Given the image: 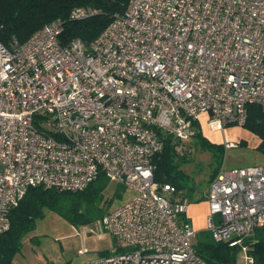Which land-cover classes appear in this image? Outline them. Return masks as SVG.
Returning a JSON list of instances; mask_svg holds the SVG:
<instances>
[{"label": "built area", "instance_id": "built-area-1", "mask_svg": "<svg viewBox=\"0 0 264 264\" xmlns=\"http://www.w3.org/2000/svg\"><path fill=\"white\" fill-rule=\"evenodd\" d=\"M96 13L78 6L70 18ZM63 30L56 19L24 42L0 39V234L29 187L79 191L105 172L135 195L79 230L122 241L82 264H209L181 217L189 199L160 188L152 160L166 135L194 137L202 114L223 130L244 126L251 104L264 112V0H130L90 43L64 45ZM207 201L206 229L251 262L264 165H223Z\"/></svg>", "mask_w": 264, "mask_h": 264}, {"label": "trees", "instance_id": "trees-1", "mask_svg": "<svg viewBox=\"0 0 264 264\" xmlns=\"http://www.w3.org/2000/svg\"><path fill=\"white\" fill-rule=\"evenodd\" d=\"M130 0H0V39L9 44L13 36L20 42L29 39L45 24L56 19L63 22L64 30L60 36L64 45L73 39L80 38L86 43L95 39L111 22L115 14L124 13ZM78 6H88L97 13L79 20L70 18L71 11ZM207 123V122H206ZM197 132L194 137L201 138L209 145H215L204 135L200 119L194 123ZM261 138L258 148L264 151V112L257 104L248 106V117L244 125ZM179 141L173 135L165 136L163 150L153 157L154 180L160 186L172 185L176 192L171 195L173 201H178L184 190L179 174L174 170L172 159L179 153ZM218 146V145H217ZM225 149L224 144H220ZM212 174L213 181L219 169ZM111 185L105 172H100L85 189L79 191L31 186L28 188L20 204L10 213V227L0 234V264H17L15 258L23 251L24 239L34 232L39 220L45 219L47 211H52L76 229L97 223L107 214L105 191ZM116 189H125L119 182ZM118 194V192L116 193ZM120 194V193H119ZM183 219L189 220L182 214ZM33 243H39V237L30 238ZM247 253L252 261L239 262L241 247L231 246L226 241L206 239L197 232L194 247L198 254L209 264H264V226L246 238ZM104 250L100 255H106Z\"/></svg>", "mask_w": 264, "mask_h": 264}, {"label": "rangeland", "instance_id": "rangeland-1", "mask_svg": "<svg viewBox=\"0 0 264 264\" xmlns=\"http://www.w3.org/2000/svg\"><path fill=\"white\" fill-rule=\"evenodd\" d=\"M201 117L204 135L215 145H209L198 137L187 140L176 138L179 141V153L172 159L174 170L178 172L179 177L181 176L180 180L184 186V190L178 196L187 194L190 201L194 195L195 200L205 198L204 193L208 189L212 174L221 165L226 168L264 165V151L257 145L254 146L251 138L241 135L247 128L231 124L224 132L212 130L207 127L206 119ZM228 132L233 140H227ZM229 141L234 143L231 148L223 150L219 147L220 144L225 145ZM115 183L111 181V185L105 191V199H109L106 204L108 210L125 203L135 195V191L128 187L116 189ZM192 222L197 230L196 218ZM96 224L92 226L95 228ZM79 230L58 214L47 211L46 218L39 220L36 230L32 232V235L39 237L40 245H33L32 240L26 237L23 251L16 256L15 262L17 264H80L85 259L95 258L102 251L111 250L122 244L119 238L107 232L104 233V237L89 232L83 238ZM197 231L200 236L213 239L208 229L203 227ZM85 245L88 247V252L81 254L79 251ZM239 262H246V253L242 249Z\"/></svg>", "mask_w": 264, "mask_h": 264}, {"label": "crops", "instance_id": "crops-1", "mask_svg": "<svg viewBox=\"0 0 264 264\" xmlns=\"http://www.w3.org/2000/svg\"><path fill=\"white\" fill-rule=\"evenodd\" d=\"M201 116H203L204 117V120L206 119V121H207V115L206 114H202ZM201 119H202V117H200V121H201ZM201 124H202V122H201ZM207 125V124H206ZM233 125H237V124H233ZM228 126H231V124H229V125H227L223 130H220V131H226V129H227V127ZM237 126H239V125H237ZM208 127V126H207ZM244 127V126H243ZM243 133L241 134L242 136H245V137H249V138H251L252 140H253V145L254 146H259V144L261 143V138L257 135V134H255V133H253L252 131H249V130H247V129H244V131H242ZM229 133V132H228ZM227 135V134H226ZM229 136V137H228ZM228 139L227 140H233L232 139V137H231V134L229 133L228 134ZM226 140V139H225ZM226 140V141H227ZM230 142H232V141H230ZM226 147V146H225ZM227 148V147H226ZM231 148V147H230ZM210 183L211 182H209V185H208V189L207 190H209V186H210ZM205 191V193H204V196H205V198L203 199V200H200V199H198V200H195V195H194V197L192 198V201H190V199H189V207H188V212H187V216H188V218H189V221L192 223V225L194 226V224H193V222H192V220L194 219V218H196V223H197V230L199 229V228H206V219H207V216H208V213H209V204H208V201H207V193H208V191ZM29 235H31V236H33L32 235V233L31 234H29ZM27 236L28 237V239H30L29 237H31V236ZM32 242V241H31ZM33 245H40V241H39V243H37V244H35V243H33ZM22 253V252H21ZM20 253V254H21ZM40 258V257H39ZM41 259V258H40ZM85 260H87V259H85ZM84 260V261H85ZM83 261V262H84ZM82 262V263H83ZM82 263H80V264H82ZM72 264V263H71Z\"/></svg>", "mask_w": 264, "mask_h": 264}]
</instances>
